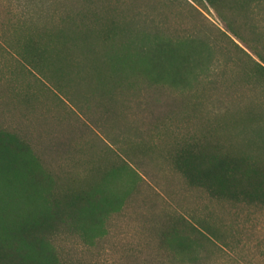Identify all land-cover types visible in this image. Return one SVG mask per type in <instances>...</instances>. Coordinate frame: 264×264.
Returning <instances> with one entry per match:
<instances>
[{"label": "rangeland", "instance_id": "1", "mask_svg": "<svg viewBox=\"0 0 264 264\" xmlns=\"http://www.w3.org/2000/svg\"><path fill=\"white\" fill-rule=\"evenodd\" d=\"M248 1L238 14L225 12L246 43L227 31L226 22L204 0H46L44 8L65 18L70 35L71 22L84 29L93 21L91 13L100 23L118 22L124 32L107 48L94 51L113 60L125 55L142 68L146 64L140 48L147 52L161 41L193 34L209 41L213 59L226 64L218 75L209 69L187 70L183 81L173 84L170 69L159 70L164 79L156 92L142 89L139 99L151 101L153 95L150 108L162 116L166 104H181L197 125L213 124L226 144L264 158V78H243L255 62L264 66L258 58L264 59V0ZM28 4L0 0V129L28 141L31 152L26 157L38 160L33 165L38 178L50 175L53 189L69 176L76 185L91 184L98 205L77 224L60 227L49 247L70 264H264V206L214 199L189 186L153 148L158 141L146 133V111L127 104L119 108L117 121L99 114L91 121L38 87L29 71L20 72L19 58L1 37L15 28L22 39V22L32 12ZM77 43L71 55L87 56L83 40ZM11 71L15 86L32 94L27 108L6 98ZM127 81L133 92L143 88L141 77L128 76ZM30 195L47 202L44 186Z\"/></svg>", "mask_w": 264, "mask_h": 264}, {"label": "trees", "instance_id": "2", "mask_svg": "<svg viewBox=\"0 0 264 264\" xmlns=\"http://www.w3.org/2000/svg\"><path fill=\"white\" fill-rule=\"evenodd\" d=\"M26 1L32 6V12L22 22L25 28L22 39H18L15 28L8 32L9 35L1 37L3 44L19 58L17 68L20 72L29 71L38 87L48 89L60 101L70 103L78 116L91 121H95L97 114L117 121L119 108L127 104H133L137 110L143 109L148 119L146 133L151 137L154 135L158 141L153 148L164 154L162 157L169 160L189 186L203 189L214 199L264 206V158L226 144L218 137L213 124L206 121L197 125L193 122V113L181 104H166L162 116L154 114L150 108L155 100L153 95L152 102L139 99L142 89L146 93L149 89L156 92V85L164 79V73L159 70L169 68L168 80L173 84L183 81L187 70L209 69L218 75L226 64L223 66L222 62L213 59L209 41L193 34L190 39L180 38L181 41H161L147 52L140 48L146 64L142 68L125 55L122 60H113L94 51L97 47L107 48L124 32L118 22L100 23L91 13L93 21L84 29L71 22L70 35L64 26L65 18L56 17L44 8L46 0ZM190 1L198 3L200 0ZM204 1L226 22L230 34L246 43L233 23L227 22L225 12L238 14L249 1ZM77 40H83L81 44L87 49V56L73 52L71 55V49L78 46ZM258 58L264 63L262 57L258 55ZM254 66L250 74L243 73L244 79L264 78V66L256 62ZM117 69L132 72L124 75L117 73ZM8 76L7 92L10 95L6 93V98L18 100L24 108L29 107L32 94L15 86L18 82L14 72H9ZM128 76L132 79L141 77L143 88L131 91L127 85ZM30 150L31 146L24 138L0 129V189L5 188L4 192L0 191V264H70L49 247L50 241L58 236L60 227L75 225L79 217L85 218L98 210L95 188L86 183L76 185V180L69 176L64 178V185L58 184L53 189L49 185L50 175L41 179L35 173L33 165H37L38 160L26 157ZM20 185L21 191L16 190ZM32 186L46 188L47 202L44 198L39 202L31 197Z\"/></svg>", "mask_w": 264, "mask_h": 264}]
</instances>
